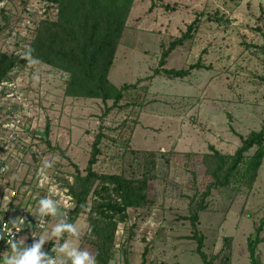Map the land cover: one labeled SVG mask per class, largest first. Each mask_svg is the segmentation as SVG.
I'll use <instances>...</instances> for the list:
<instances>
[{
  "label": "rangeland",
  "instance_id": "rangeland-1",
  "mask_svg": "<svg viewBox=\"0 0 264 264\" xmlns=\"http://www.w3.org/2000/svg\"><path fill=\"white\" fill-rule=\"evenodd\" d=\"M154 3L151 8L152 0H135L110 71L115 86L136 84L125 90L121 106L110 107L112 100L65 96L64 74L39 61L15 68L12 80L0 87V153L9 165L0 181V215L16 220L26 216L33 224L43 218L38 215L40 199L50 198L58 214L46 216L39 237L50 235L74 205L65 181L72 180L75 165L85 174L101 130L106 136L94 166L99 172L139 174L151 159L148 153L156 154V178L150 182L156 203L129 209L110 264H140L146 245V264H203L186 216L195 205L192 198L196 203L209 182L201 154L210 145L232 153L241 145L239 135L263 124L264 58L258 46L264 45V0ZM46 6L42 0H0V12L8 11L11 25V33L0 34V50L23 53L33 22L56 18V8L47 11ZM198 16L194 37L172 51L164 67L188 68L197 62L205 67L184 78L156 75L163 50ZM48 122L55 150L42 140ZM206 201L198 223L205 236L203 250L217 254L215 264H253L247 239L264 220V162L252 185L213 189ZM87 216L82 213L74 225L80 229L79 248L94 256L95 246L85 236ZM72 239L68 235L66 240ZM50 241L56 243V238L45 243ZM25 244L32 241L26 238ZM2 248L0 264L11 254L10 245L0 243ZM258 253L264 264V242ZM227 255L229 261L224 260Z\"/></svg>",
  "mask_w": 264,
  "mask_h": 264
},
{
  "label": "trees",
  "instance_id": "trees-1",
  "mask_svg": "<svg viewBox=\"0 0 264 264\" xmlns=\"http://www.w3.org/2000/svg\"><path fill=\"white\" fill-rule=\"evenodd\" d=\"M42 1L47 3V11L51 7L56 8V18L46 16L33 22L35 26L23 46L25 49L23 53L0 50V87L12 80L11 73L15 68L28 64L22 56L31 49L32 57L36 61L64 74L65 96L101 99L103 102L112 100L113 104L110 107L121 106L125 90L135 87L136 84H124L119 88L111 82L109 75L135 0ZM154 6L152 0L151 8ZM0 15L4 22L3 25L0 23V34H3L11 27L10 16L5 9H1ZM219 19L224 20L225 16H220ZM199 26L198 16L188 25L186 32L170 42L162 52L160 65L154 71L156 75L184 78L191 70L205 67L201 62L191 64L188 68L164 67L170 53L186 40L193 38ZM258 48L264 58V45ZM260 78L264 84V75ZM49 134L48 122L45 138L42 137V140L51 150H55L57 148L52 147ZM105 136L101 130L95 136L85 174L75 165L72 180H67L64 184L66 194L74 201V205L67 210L65 222L74 224L82 213H87L88 228L85 236L94 244V257L99 264H110L116 246L117 232L120 224L127 222L129 209L151 208L156 203V197L150 187L151 180L156 178L153 171L156 167V154L148 153L151 159L143 163L139 174L99 172L94 166L102 153L101 143ZM239 136L241 145L232 153L222 152L214 145H210V151L201 154V162L209 182L196 203L195 197L192 198L191 203L195 205L186 218L192 223L191 237L197 240L196 251L203 264H215L217 259V254L209 256L203 250L205 236L198 229L199 213L208 207L206 199L216 188L232 184L252 185L264 162V120L259 130H252L246 136ZM263 230L264 220H261L260 224L255 226L254 233L247 239V248L253 264H261L258 246L264 242ZM68 235L65 232L59 243L63 244ZM54 244L53 241L49 242L50 249H53ZM148 252L149 247L146 245L140 264H146ZM224 260L229 261L230 256H225ZM126 264H129V261H126Z\"/></svg>",
  "mask_w": 264,
  "mask_h": 264
},
{
  "label": "clouds",
  "instance_id": "clouds-1",
  "mask_svg": "<svg viewBox=\"0 0 264 264\" xmlns=\"http://www.w3.org/2000/svg\"><path fill=\"white\" fill-rule=\"evenodd\" d=\"M32 50H27L22 58L28 61L29 65H35L38 63L32 57ZM51 167V165H48ZM58 214L57 203L50 198H41L38 205V215L43 217L47 215L56 216ZM17 232L21 229L19 227L23 221H12ZM6 227V226H5ZM67 232L71 237L75 239L66 240L63 244L59 243V238ZM12 235L11 233H9ZM35 236V234H33ZM80 237V229L70 223H66L63 220L57 222L51 227L50 235H41L39 240H33L31 246L25 244L26 238H21L19 241L13 238L8 240L10 245L11 254L4 257V264H96L95 257L87 250H81L78 246V240ZM51 238H56V243L53 246L52 251L55 256L49 255L42 251L45 242Z\"/></svg>",
  "mask_w": 264,
  "mask_h": 264
},
{
  "label": "built area",
  "instance_id": "built-area-1",
  "mask_svg": "<svg viewBox=\"0 0 264 264\" xmlns=\"http://www.w3.org/2000/svg\"><path fill=\"white\" fill-rule=\"evenodd\" d=\"M8 172L9 165L7 163V159L0 153V181L8 174ZM13 220L17 221V223H19L21 220L23 221V223L19 225L21 229L19 232H17L16 227H14L12 223ZM45 221L46 216H43V218H41L39 221L32 224L27 220L26 216H22L19 218V220H16V218L8 215H0V243L8 244L7 241L12 239L13 235L15 236L16 240L20 239V237H26L27 240L32 241L33 243V240H39V235ZM33 234H35V236H33ZM42 251L48 253L49 255H56L52 249H50L49 244L46 243H44Z\"/></svg>",
  "mask_w": 264,
  "mask_h": 264
},
{
  "label": "crops",
  "instance_id": "crops-1",
  "mask_svg": "<svg viewBox=\"0 0 264 264\" xmlns=\"http://www.w3.org/2000/svg\"><path fill=\"white\" fill-rule=\"evenodd\" d=\"M3 250V248L0 250V252Z\"/></svg>",
  "mask_w": 264,
  "mask_h": 264
}]
</instances>
